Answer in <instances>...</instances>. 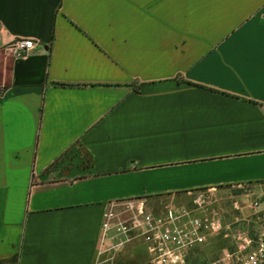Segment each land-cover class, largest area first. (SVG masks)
<instances>
[{
  "label": "crops",
  "instance_id": "0c3cea01",
  "mask_svg": "<svg viewBox=\"0 0 264 264\" xmlns=\"http://www.w3.org/2000/svg\"><path fill=\"white\" fill-rule=\"evenodd\" d=\"M243 187L264 0H0V261L96 264L108 203Z\"/></svg>",
  "mask_w": 264,
  "mask_h": 264
},
{
  "label": "built area",
  "instance_id": "2783aa9c",
  "mask_svg": "<svg viewBox=\"0 0 264 264\" xmlns=\"http://www.w3.org/2000/svg\"><path fill=\"white\" fill-rule=\"evenodd\" d=\"M33 46L30 39H15L6 49L10 56L21 57ZM251 207L263 216L255 238L233 230L215 214L200 212L198 206L167 205L154 213L143 198L110 202L101 215L96 264H115L129 249L142 254L139 264H190V254L219 235L229 238L231 246L208 264H264V195H257Z\"/></svg>",
  "mask_w": 264,
  "mask_h": 264
},
{
  "label": "rangeland",
  "instance_id": "374dc122",
  "mask_svg": "<svg viewBox=\"0 0 264 264\" xmlns=\"http://www.w3.org/2000/svg\"><path fill=\"white\" fill-rule=\"evenodd\" d=\"M83 161H87L84 153L78 150ZM76 157L73 156V160ZM250 187L218 189L215 191H201L191 194L177 195L174 199L162 198L149 203V209L158 213L167 205H186L200 208V212L215 214L221 221L230 225L233 230H243L255 238L263 227V216L251 207V202L257 196ZM259 195H264V191ZM229 238L220 235L208 239L202 246L194 250L189 257L190 264H208L222 254V250L230 247ZM142 254L138 251L128 250L116 258L115 264H137Z\"/></svg>",
  "mask_w": 264,
  "mask_h": 264
}]
</instances>
